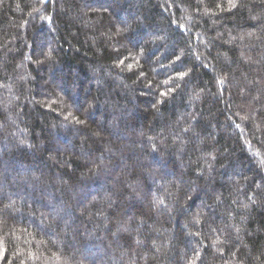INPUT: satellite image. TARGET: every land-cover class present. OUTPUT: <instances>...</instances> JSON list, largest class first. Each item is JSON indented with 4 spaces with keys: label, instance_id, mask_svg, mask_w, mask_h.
Wrapping results in <instances>:
<instances>
[{
    "label": "trees",
    "instance_id": "16d2710c",
    "mask_svg": "<svg viewBox=\"0 0 264 264\" xmlns=\"http://www.w3.org/2000/svg\"><path fill=\"white\" fill-rule=\"evenodd\" d=\"M0 264H264V0H0Z\"/></svg>",
    "mask_w": 264,
    "mask_h": 264
}]
</instances>
